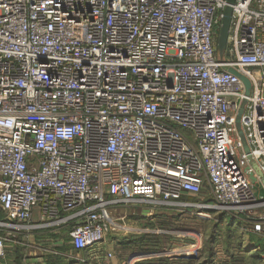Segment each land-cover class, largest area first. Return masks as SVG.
<instances>
[{"label": "built area", "instance_id": "2783aa9c", "mask_svg": "<svg viewBox=\"0 0 264 264\" xmlns=\"http://www.w3.org/2000/svg\"><path fill=\"white\" fill-rule=\"evenodd\" d=\"M227 4L0 0V264H17V246L23 264L107 260L113 238L149 232L193 241L128 264L199 255L201 233L139 225L161 208L242 214L264 236L263 183L236 127L247 97L264 172V0L233 3L221 57Z\"/></svg>", "mask_w": 264, "mask_h": 264}, {"label": "rangeland", "instance_id": "374dc122", "mask_svg": "<svg viewBox=\"0 0 264 264\" xmlns=\"http://www.w3.org/2000/svg\"><path fill=\"white\" fill-rule=\"evenodd\" d=\"M263 187L264 185L260 182L256 183L259 194H264ZM132 209L136 211L134 207L130 208L129 211ZM119 211L124 213L125 210L120 209ZM199 211L198 209H194L182 213L176 209L161 208L158 209L154 219H149L148 222L141 221L138 223L139 225H150V227L156 226V228H175L178 231H197L201 233L203 246L200 254L192 258L193 264H264V259L260 255L262 249L264 251V245L262 249H259L254 244L255 242L249 241L250 236L257 232L252 230L253 224L248 219H245L246 216L218 212L211 213L212 216L207 218L198 214ZM204 212L208 213L206 210ZM130 218L137 220L135 217ZM117 239L119 247L117 251H121V255L125 253L129 254V252H141L142 254L145 251L155 249L162 251L163 249L179 247L182 244L193 241L192 237H184L177 232L174 234L149 232L130 236L121 235ZM180 256L186 257L185 255H178L177 257ZM161 257L169 256L162 255ZM156 258L158 257L147 258L140 262L154 260Z\"/></svg>", "mask_w": 264, "mask_h": 264}, {"label": "water", "instance_id": "95a60500", "mask_svg": "<svg viewBox=\"0 0 264 264\" xmlns=\"http://www.w3.org/2000/svg\"><path fill=\"white\" fill-rule=\"evenodd\" d=\"M235 1L236 0H228V4L223 10L221 23L218 28L217 50L221 57L224 56L225 51L228 47L229 30H230L231 21H232V15H233V3ZM230 71H232L235 74H238L241 77V79L244 81L246 85V95H249L250 89H251L250 80L245 75L239 73L238 70L233 67L230 68ZM246 101H247V97L244 98L240 106V109L238 110V113L236 115V127L238 130V134L241 140L243 141L244 150L248 155L250 165L256 170L257 174L261 178L262 183L264 184V172L261 170V168L259 167V164L257 163V161L255 160V158L253 157L251 153L250 145L248 144L246 140V136H245V133L242 127L241 118H242V114L245 108ZM250 177L252 181L254 182L257 181V176L255 175V172H252L250 174Z\"/></svg>", "mask_w": 264, "mask_h": 264}, {"label": "crops", "instance_id": "0c3cea01", "mask_svg": "<svg viewBox=\"0 0 264 264\" xmlns=\"http://www.w3.org/2000/svg\"><path fill=\"white\" fill-rule=\"evenodd\" d=\"M252 225V224H251ZM253 227V225H252ZM118 237L113 238V240L110 242L109 246L114 248V256L110 259H103L102 261H97V262H88V263H80L77 262L75 260L72 261H62L61 257L60 259H57L54 256H49L47 259V264H126L128 262V259H130V256L132 255V252H129V254L125 253L124 255H121V251H117L118 247ZM123 241H125L124 239H122ZM250 242H255L254 244L257 245V247L259 249L263 248L264 245V236L262 233L257 232L254 235L250 236L249 239ZM22 253V249L20 246H17V250H16V256H15V261L17 264H23L22 261V257L21 254ZM120 254V255H118ZM260 255L263 257L264 259V251L262 249ZM35 256L31 257V264H46V262L44 260H42L41 262H35L33 259H35ZM193 257H158L154 260H149V261H145V262H140L138 264H193ZM261 264V263H260Z\"/></svg>", "mask_w": 264, "mask_h": 264}]
</instances>
